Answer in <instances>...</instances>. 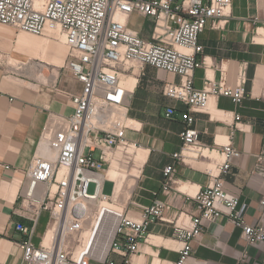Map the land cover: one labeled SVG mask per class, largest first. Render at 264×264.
<instances>
[{"label":"built area","instance_id":"1","mask_svg":"<svg viewBox=\"0 0 264 264\" xmlns=\"http://www.w3.org/2000/svg\"><path fill=\"white\" fill-rule=\"evenodd\" d=\"M231 4L232 0H0L1 25L34 35L50 32L63 39V66L81 83L80 92L71 95L72 113L54 117L45 128V151L35 153L25 171L16 211L29 224H14L21 235L15 242L22 251L19 264H128L140 245L151 238L147 229L156 221L172 225L173 236L180 243L176 264H185L203 221L212 222L222 215L240 229L247 245L264 243V195L258 198L261 213L250 223L246 220L249 204L225 188V175L240 152L231 141L216 142L218 150L202 143L191 115L202 111L210 118L226 119L234 114L235 120L240 119L234 111L211 108L210 101L225 96L240 105L246 96L244 83L230 86L224 79L206 78L200 88L193 84L194 71L203 62L199 35L209 20L228 16ZM134 13L152 19L150 40L128 26ZM3 56L0 51V58ZM133 63L150 64L179 76L178 82L166 81L162 92L186 107L181 113V148L172 157L182 163L198 158L208 161L204 167L207 185L192 197L197 215L164 214L168 204L159 192L167 195L174 190L173 163L163 169L160 190L152 192L151 203L141 207L138 217L128 215L125 204L104 208L105 203L117 204L116 181L108 175L109 167L113 163L133 165L138 148L126 138L125 127L114 126L116 119L110 114L114 106L122 107L126 101L128 91L121 76ZM172 113L167 109V116ZM219 151L221 158L213 153ZM106 180L113 183L110 194L103 192ZM90 183L93 192L88 191ZM43 213H47L46 225L35 243ZM108 222H112L109 232ZM248 263L244 250L234 264Z\"/></svg>","mask_w":264,"mask_h":264},{"label":"crops","instance_id":"2","mask_svg":"<svg viewBox=\"0 0 264 264\" xmlns=\"http://www.w3.org/2000/svg\"><path fill=\"white\" fill-rule=\"evenodd\" d=\"M252 23H255L254 32ZM127 24L142 38L151 39L152 19L134 13ZM259 28H264V0H232L228 16L206 23L199 35L203 62L194 71V86L202 87L206 78L224 79L230 86L244 83L246 96L240 105H234L225 96L210 101L211 108L234 111L239 114V120L234 119V114L219 119L210 118L202 111L191 113L202 143L218 150L216 142L231 141L240 152L225 175V188L249 204L246 220L250 223L257 221L262 210L258 198L264 195V39L257 38ZM0 39L2 49H9L11 42L15 43V51L28 54V60L18 59L22 64L16 68L29 73L17 74L0 68V264H19L22 251L15 242L21 235L14 224H29L16 211L25 171L35 153L45 151L42 139L45 128L51 126L54 117L72 113L71 95L80 92L81 83L69 69L60 66L63 50L56 48V42L50 41L45 46V39L11 26H0ZM45 63L60 68L46 73L41 68ZM127 75H134L136 81L122 108L110 114H119L114 126L125 127L126 138L137 143L133 159L138 168L132 174L124 173L131 183L124 180L121 189L116 184L115 197L125 203L128 215L138 217L141 207L151 203L152 192L160 190L163 169L173 163L174 190L167 195L159 192V197L168 204L164 214L171 216L182 211L188 217L197 215L192 197L207 185L204 167L208 161L198 158L182 163L172 157L181 148V113L186 107L162 92L166 81L178 82L179 76L150 64H135ZM169 108L173 113L167 116ZM140 150L141 159L137 157ZM213 153L221 158L220 151ZM261 154L262 158L258 159ZM2 164L11 169H5ZM114 166L128 173L132 169L122 167L121 163ZM43 218L47 220V213L40 217L35 243L46 225ZM147 231L151 238L140 245L128 264H176L180 243L173 236L172 225L156 221ZM191 246L192 254L185 264H234L244 250L249 256L248 264H264V243L247 245L240 229L225 215L212 222L203 221V230L194 237ZM111 257L121 259L117 254Z\"/></svg>","mask_w":264,"mask_h":264},{"label":"rangeland","instance_id":"3","mask_svg":"<svg viewBox=\"0 0 264 264\" xmlns=\"http://www.w3.org/2000/svg\"><path fill=\"white\" fill-rule=\"evenodd\" d=\"M0 26H6L7 27V25H1V24H0ZM251 29L253 30V32L255 31V23L251 24ZM21 32H23V31H21ZM254 34L255 33H253V35ZM35 36L40 38L41 40L45 39L46 43L47 42L49 43L50 41H54V42L57 43L59 41V40H54L52 38L53 36H51V35L49 36L47 33L44 34V35H35ZM260 39H264V38H260ZM1 43H3V40L0 39V45H1ZM8 43L10 44L9 49L6 50V49H2L0 47V51L4 55L3 57L0 58V68L6 69L7 71H12V72L17 73V74L29 73V71H27V70H23L21 68L19 69V68H16V67H12L11 65H8L9 56H13L14 58H17V59H20V60H23V61L28 60V54L24 53L25 51L24 52H21V51L17 52V51L14 50L15 43H11V42H8ZM50 53H52V52L50 51ZM62 55H63V61L61 62L60 66H62L64 68L63 64H64V59H65V56H66V47H65L64 44H63V53H62ZM133 65H135V63H133ZM60 66L57 67V66H53V65H50L48 63H45V66H43L41 68H44L45 72L47 73L48 71H51V69H52L53 72H55L57 69L60 68ZM118 108L121 109L122 107L121 106H114L113 107V109H115V110L116 109L120 110ZM121 165H122V167L127 168V169L132 167V169L128 173L127 171L117 169L116 167H112V168L113 169L115 168L117 171L119 170V172L122 171L123 173H127V174H132L134 172H137V167H136L137 165L135 166V160H134V164L133 165L125 164V163H121ZM112 187H113V183L111 181H109V180L105 181L104 184H103V192L106 193V194H110L112 192ZM88 191L89 192H93L94 191V184L93 183H90L88 185ZM113 203H114L115 206H118V207H121V205H122V204H119V203L116 204L115 202H113ZM45 222H46V218H43V220H42L43 225H45ZM39 233H41V231H39Z\"/></svg>","mask_w":264,"mask_h":264},{"label":"bare ground","instance_id":"4","mask_svg":"<svg viewBox=\"0 0 264 264\" xmlns=\"http://www.w3.org/2000/svg\"><path fill=\"white\" fill-rule=\"evenodd\" d=\"M121 20H122V18H120ZM258 31V30H257ZM23 32H25V31H23ZM259 32H260V34H258V36H257V38H264V28H259ZM29 33V32H28ZM49 36L51 35V36H53L52 38L54 39V40H59L58 42H57V44H56V48H59V49H61L62 48V50H63V39L61 38V37H58V36H56V35H53L52 33H50V32H46ZM32 34V33H31ZM34 35V34H33ZM49 43L47 42L46 44H45V46H47ZM40 58V57H39ZM42 60V59H41ZM20 64H22L21 62H20V60H18V59H16V58H12V57H10L9 56V61H8V65H11L12 67H17V66H19ZM40 65V64H39ZM34 66H36V68H37V65H35L34 64ZM20 67V66H19ZM24 69V68H23ZM134 70V69H133ZM17 71V70H16ZM134 72V71H133ZM122 77V85L127 89V91L128 92H130L131 90H132V87H133V85H134V83H135V81H136V78H135V76L134 75H127V74H124V75H122L121 76ZM118 109H120V108H118ZM117 113H115V115H112L114 118L116 117V116H118L119 114H117ZM137 157L138 158H142L143 157V153H142V151L140 150L138 153H137ZM133 164H134V160H133ZM112 167H115L114 166V163L111 165V167H109V169H108V175H110L111 177H112V179L114 178L115 179V181H116V184H117V189H121L122 188V186H123V183L127 180L129 183H131V179H129V177L127 176V175H125L123 172H119V171H117L116 169H111ZM117 168V167H116ZM138 168V167H137ZM117 169H119V168H117ZM120 170H122V169H120ZM135 178V177H134ZM125 180V181H124ZM115 200H116V202L117 203H119V204H123V203H120L117 199H116V197H115ZM125 204V203H124ZM123 204V205H124ZM104 205V208H106V209H110V208H115L114 207V203H105V204H103ZM102 226H104V223H103V225ZM111 226H112V222H108V224H107V227H106V230H107V232H109V230H110V228H111ZM49 238H50V230L47 232V235H46V237H45V242H47L48 240H49ZM105 238L104 239H102L101 240V243L102 244H104L105 243Z\"/></svg>","mask_w":264,"mask_h":264}]
</instances>
